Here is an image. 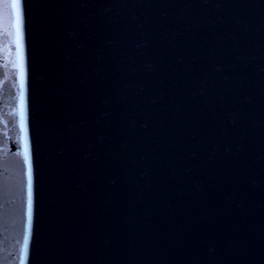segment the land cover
<instances>
[{
  "label": "water",
  "instance_id": "95a60500",
  "mask_svg": "<svg viewBox=\"0 0 264 264\" xmlns=\"http://www.w3.org/2000/svg\"><path fill=\"white\" fill-rule=\"evenodd\" d=\"M0 264H264V0H0Z\"/></svg>",
  "mask_w": 264,
  "mask_h": 264
}]
</instances>
